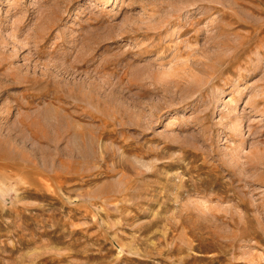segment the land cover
<instances>
[{
	"label": "rangeland",
	"instance_id": "obj_1",
	"mask_svg": "<svg viewBox=\"0 0 264 264\" xmlns=\"http://www.w3.org/2000/svg\"><path fill=\"white\" fill-rule=\"evenodd\" d=\"M0 264H264V0H0Z\"/></svg>",
	"mask_w": 264,
	"mask_h": 264
}]
</instances>
